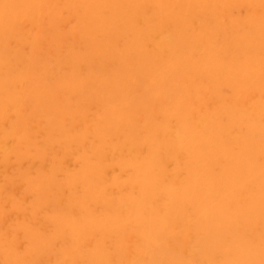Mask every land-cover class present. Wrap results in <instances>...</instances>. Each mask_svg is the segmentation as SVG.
<instances>
[{"label": "bare ground", "instance_id": "6f19581e", "mask_svg": "<svg viewBox=\"0 0 264 264\" xmlns=\"http://www.w3.org/2000/svg\"><path fill=\"white\" fill-rule=\"evenodd\" d=\"M0 264H264V0H0Z\"/></svg>", "mask_w": 264, "mask_h": 264}, {"label": "rangeland", "instance_id": "374dc122", "mask_svg": "<svg viewBox=\"0 0 264 264\" xmlns=\"http://www.w3.org/2000/svg\"><path fill=\"white\" fill-rule=\"evenodd\" d=\"M170 165H173V163H170ZM170 165H169V166H170Z\"/></svg>", "mask_w": 264, "mask_h": 264}]
</instances>
